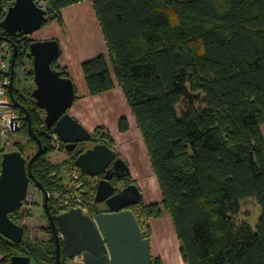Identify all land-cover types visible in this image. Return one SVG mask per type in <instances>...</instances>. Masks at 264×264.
<instances>
[{
	"label": "trees",
	"instance_id": "16d2710c",
	"mask_svg": "<svg viewBox=\"0 0 264 264\" xmlns=\"http://www.w3.org/2000/svg\"><path fill=\"white\" fill-rule=\"evenodd\" d=\"M14 1L1 3L6 10ZM85 1L92 2L109 48V57L82 64L89 93L99 96L117 86L125 92L185 264H264V0H49L45 25L55 20L63 24L62 11ZM4 18L5 12L0 22ZM0 36H7L1 28ZM13 40L19 49L14 95L30 112L33 131L47 149L33 163L32 173L49 193L64 190V174L79 170L77 155L68 152L65 162H51L54 131L48 130L46 113L33 97L29 48L35 40L24 35ZM58 61L53 68L71 79ZM21 71L29 81L26 88L21 87ZM13 109L23 121L17 133L28 143L8 149L9 143L0 142V171L4 153L17 150L30 161L38 151L25 112ZM120 129L128 131L126 118ZM93 137L81 146L83 151L97 144L116 151L104 128H97ZM82 176L85 203L95 213L96 185ZM120 182L134 184L130 175ZM251 198L262 208L256 230L237 222L242 202ZM49 203L55 216L65 211ZM130 209L149 238V220L162 215L161 205L142 203ZM46 231L48 240L33 241L27 227L20 244L0 236V264H10L16 255L31 257V264H56L50 224ZM61 264L70 260L63 256ZM153 264L162 261L156 258Z\"/></svg>",
	"mask_w": 264,
	"mask_h": 264
},
{
	"label": "water",
	"instance_id": "95a60500",
	"mask_svg": "<svg viewBox=\"0 0 264 264\" xmlns=\"http://www.w3.org/2000/svg\"><path fill=\"white\" fill-rule=\"evenodd\" d=\"M4 10L0 0V14L5 12L0 28L7 35L0 36V41L14 47L9 85L11 106L25 112L29 134L36 141L38 151L30 161L17 150L3 154L0 171V236L16 244L24 240L26 227L17 224L11 214L22 208L30 184L34 183L44 194V208L56 242V264H61L63 256L72 260L82 253L85 254L86 264H153L150 239L143 236L135 214L130 209L143 203V195L135 184L121 189L112 182L113 178H127L130 175L129 166L108 145L97 144L85 151L81 148L94 137L91 131L69 114V109L77 99L75 84L53 68L61 56L60 43L54 39L34 41L30 45L36 85L33 97L38 107L46 113L45 125L48 130L58 134L67 152L77 155L76 168L91 178L105 176L96 185L94 215L85 214L81 208L57 216L52 213L49 192L32 173L33 163L47 149L33 131L30 112L14 95L19 49L13 39L40 31L48 12L38 7L34 0H15ZM102 204L107 207V211L97 208V205ZM31 262V257L24 255L13 256L10 260V264Z\"/></svg>",
	"mask_w": 264,
	"mask_h": 264
},
{
	"label": "rangeland",
	"instance_id": "374dc122",
	"mask_svg": "<svg viewBox=\"0 0 264 264\" xmlns=\"http://www.w3.org/2000/svg\"><path fill=\"white\" fill-rule=\"evenodd\" d=\"M87 3L92 6V10L96 16L92 2L88 1L85 5H88ZM53 22V24L50 22L40 31L32 34V39L35 41H47L55 38L57 41L59 40L58 42H61L60 40H65V38H70L71 40L76 38L77 40H80L79 43H83V34L85 35V32L86 34L91 32L90 24H93L92 19H89V22L80 21L69 23L67 21L66 25L61 24L58 20ZM66 33H68V36H66ZM74 66L75 65L73 63L72 68H74ZM30 68L31 64L26 61L25 70L30 71ZM8 71L9 64L5 69H2V72ZM74 72L76 71L74 70ZM19 75L21 87H28L29 81L25 76V72L21 71ZM118 89V92H116L118 96H115V94H108L100 96L97 99L83 98L79 92L75 103L69 109V114L73 116L76 113H80V120H87L91 126L95 127V130L99 127L104 128L105 131L108 132L114 139V147L116 148V151L129 166L130 177L134 181V184L140 189L143 195V203L146 205L155 203L161 205L162 215L159 218H152L149 220V239L151 242L153 259L160 258L162 264H185L181 253V243L175 225L170 214L162 205L163 197L161 189L154 173L141 131L137 125L136 118L129 105L125 92L121 87ZM122 118H126L128 121L129 129L127 132H122L120 129V121ZM80 120L78 121L86 128ZM91 132L93 133V131ZM0 142L2 144L9 143L8 149H13L16 143L26 144L28 143V139L17 133L9 136L7 139H1ZM53 148L55 149V152L51 153L49 156L51 162L59 164L62 163L64 159H69V154L66 149H64V145ZM68 173L69 172L64 174L66 187L68 182H70V173ZM90 181L95 185V178H91ZM39 190H37L35 196L33 209L27 215L26 228L28 227L30 231L29 237L33 241L48 240L50 238L46 231L50 222L44 208V194ZM54 192L55 191H53L51 195ZM50 200L57 203L61 209H65V211H67V208L62 206L60 202L54 200L52 197ZM31 214L32 216L30 217ZM261 216V206L258 204L256 199L251 198L242 202L241 213L237 217V222H248L256 230Z\"/></svg>",
	"mask_w": 264,
	"mask_h": 264
},
{
	"label": "built area",
	"instance_id": "2783aa9c",
	"mask_svg": "<svg viewBox=\"0 0 264 264\" xmlns=\"http://www.w3.org/2000/svg\"><path fill=\"white\" fill-rule=\"evenodd\" d=\"M38 7L45 11L50 10L49 0H34ZM14 3V2H13ZM14 51L10 50L7 46L0 43V68L5 69L9 64L8 72H0V140L7 139L11 134L17 133V130H21L22 119L21 115L13 109L11 106V98L9 96V85L11 84L10 66L13 58ZM64 143L59 138L58 134L54 131L52 133V146L60 147ZM86 182L82 176L80 170H73L70 173V182L64 190H55L51 195L54 200L60 202L62 206L67 208V211L71 209L81 208L85 214L89 213V208L86 206L83 192L85 191ZM38 187L35 184H31L29 187L27 198L22 208L17 211L18 216L16 223L26 227L27 215L33 209L35 203V196ZM64 239L63 235L61 236ZM2 259L0 255V260ZM71 263L86 264L85 254H79L72 260Z\"/></svg>",
	"mask_w": 264,
	"mask_h": 264
},
{
	"label": "crops",
	"instance_id": "0c3cea01",
	"mask_svg": "<svg viewBox=\"0 0 264 264\" xmlns=\"http://www.w3.org/2000/svg\"><path fill=\"white\" fill-rule=\"evenodd\" d=\"M86 2L88 1L79 3L77 5L69 7L62 11L63 25H66L67 21L69 23L70 22L75 23V22H80V21L89 22V19H92L93 24L89 23L91 26V32H88L87 34L85 32V35L83 34V39H84L83 43L81 42L79 43L80 40H77L76 38L74 40H71L70 38H65V40H60L61 42L59 43L61 46V56L59 58V65L61 67L67 68L70 74V77L75 84L76 95H78V93L80 92L81 97L87 98V99L88 98L97 99L100 96H105L108 94H115L116 96L117 95L116 92H118L119 86H117L112 91H109L99 96H91L89 93L87 82H86V79H85V76L82 70V64L100 55H105L106 57H109V48H108V44L105 39V36L103 34L100 22L98 20V17L97 15L95 16V13L92 10L91 5H89L88 3H87L88 5H85ZM53 23L54 22L52 21L51 24ZM67 34L68 33H66V36H68ZM29 37L32 38L31 35ZM53 39L56 40L55 38H52L51 40ZM73 63L75 65L74 68H72ZM74 70L76 72H74ZM0 72H2L1 68H0ZM79 86H80V90H79ZM111 96H114V95H111ZM73 117L80 120V113L74 114ZM82 123L86 126V128L89 131H93V132L95 131V127L91 126L87 122V120H83ZM65 160L67 159H64L62 163L65 162Z\"/></svg>",
	"mask_w": 264,
	"mask_h": 264
},
{
	"label": "flooded vegetation",
	"instance_id": "af4514ba",
	"mask_svg": "<svg viewBox=\"0 0 264 264\" xmlns=\"http://www.w3.org/2000/svg\"><path fill=\"white\" fill-rule=\"evenodd\" d=\"M104 176H105V174L102 175V176H100V177L95 178V179H96V182L98 183V181L101 180ZM117 181H118V182H117ZM120 181H122V180H117L116 178H113V180H112L113 184H114L115 186L120 187L121 189H122V188H125L126 186H128V185L122 184ZM97 183H96V185H97ZM31 184H33V183H31ZM31 184H30V185H31ZM38 190H39V188H38ZM39 191H40V190H39ZM94 208H95V210H96V206H95ZM97 208H99V209H101V210H103V211H107V210H108L107 207H106L104 204H102V205H97ZM88 214H89V215H94L95 213H91V211H89ZM17 216H18V215L15 214V215H14V218L16 219Z\"/></svg>",
	"mask_w": 264,
	"mask_h": 264
}]
</instances>
